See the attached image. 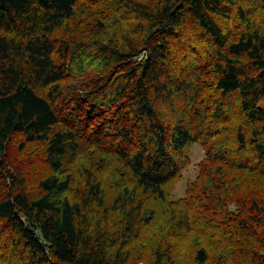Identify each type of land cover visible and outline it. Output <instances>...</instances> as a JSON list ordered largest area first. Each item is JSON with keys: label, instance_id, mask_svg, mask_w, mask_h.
<instances>
[{"label": "trees", "instance_id": "obj_1", "mask_svg": "<svg viewBox=\"0 0 264 264\" xmlns=\"http://www.w3.org/2000/svg\"><path fill=\"white\" fill-rule=\"evenodd\" d=\"M0 264H264V0H0Z\"/></svg>", "mask_w": 264, "mask_h": 264}, {"label": "rangeland", "instance_id": "obj_2", "mask_svg": "<svg viewBox=\"0 0 264 264\" xmlns=\"http://www.w3.org/2000/svg\"><path fill=\"white\" fill-rule=\"evenodd\" d=\"M37 147L36 145H34ZM31 146L30 148H35ZM29 147V146H28ZM18 149V141L12 144L11 153H16ZM36 151V149H35ZM206 155V150L201 143H194L191 151V162L183 171L182 177L177 181L174 186L172 197L175 199L184 197L186 195L187 185L190 181L194 180L199 173V164ZM38 159V157H37ZM40 168L43 169L44 163L39 161Z\"/></svg>", "mask_w": 264, "mask_h": 264}]
</instances>
